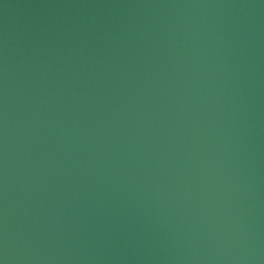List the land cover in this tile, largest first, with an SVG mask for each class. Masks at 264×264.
Instances as JSON below:
<instances>
[{"label":"water","instance_id":"95a60500","mask_svg":"<svg viewBox=\"0 0 264 264\" xmlns=\"http://www.w3.org/2000/svg\"><path fill=\"white\" fill-rule=\"evenodd\" d=\"M0 264H264V0H0Z\"/></svg>","mask_w":264,"mask_h":264}]
</instances>
